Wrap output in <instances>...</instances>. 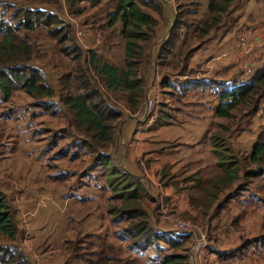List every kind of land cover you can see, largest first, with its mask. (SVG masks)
Wrapping results in <instances>:
<instances>
[{
	"label": "rangeland",
	"instance_id": "1",
	"mask_svg": "<svg viewBox=\"0 0 264 264\" xmlns=\"http://www.w3.org/2000/svg\"><path fill=\"white\" fill-rule=\"evenodd\" d=\"M161 1L162 15L150 12L159 22L155 37L157 45L164 41L173 25L176 5H180V12L187 13L196 10V2L202 4L199 15H184L187 24L204 18L206 0ZM111 2L112 0H103L100 6L95 7L81 3L79 11L77 10L75 14L65 9L63 0H57V5L44 4L39 7H48L58 12L63 22L70 24L73 38L83 52L94 49L104 53L108 46L112 45V62L120 64L122 40L115 27L112 29L108 27L109 14L113 10ZM237 2L235 13L239 10ZM21 3L16 0H0V12L2 17L5 16V21L8 22L10 14L20 6L27 8L37 5L36 2L33 4L25 2L23 5ZM75 30L85 34L83 39L76 38ZM192 33V29L180 28L182 38L187 41L183 52L199 42L201 44L209 36L214 35L219 38L224 31L218 28L203 38H195ZM33 35L35 38L32 43L35 49L32 65L40 68L47 76L48 82L55 86L58 76L68 70L72 63L61 55L56 41L49 39L41 26L36 28ZM101 36L107 39L101 42ZM174 61L165 69L163 66L157 67L163 75L171 78L170 82L177 84L185 80L209 79L203 68L185 67L181 70V66L176 60ZM244 76V80H248L252 75L244 74ZM169 93L171 94V91L163 90L164 99L161 102H164L165 110L174 117L176 123L185 116L210 114L206 110L207 107L213 109V105L207 103H204V107H196L195 99L180 100L177 94L175 98H171L166 95ZM257 101L254 108L251 106L242 111H234L232 120L217 118L212 123L210 137L219 134L224 139L222 143L231 149L230 158L239 163L240 172L238 179L229 188H224L220 192L209 184L217 176L223 175L220 168L215 169L211 179L205 177L209 180L202 181L199 187H189L195 203L202 205V214L195 213L196 215H190V218L187 214H176V207L172 203L166 202L165 198L159 199L160 189L157 186L149 187L141 177L147 198L144 197L140 204L150 212L152 224L161 226L165 224V227L170 224L169 221L160 223L152 215V212L163 202L172 212L171 214L191 222L204 232L206 240L210 241L209 239L214 235L212 232H205L206 215H203L209 212H203L206 210V203L214 199V195L217 194L211 208L214 212L217 211V203L229 194L237 199L240 196L254 199L256 197L264 207V173L260 175L245 173L257 171L259 168L264 170V159L257 163L249 161L253 145L264 142V94ZM59 112L56 106L43 104L21 90H15L7 102H3L0 96V192L11 206L19 231L16 242L22 244L28 256L27 264H88L89 262L94 264L93 262L99 260V251L106 246H110L109 255L120 262L119 264L124 262L125 264H159L163 252L150 251L137 254L129 250L128 242L116 237L118 231L127 226L128 222L114 221L116 212L110 211V208L116 209L122 202L112 197L114 192L105 178L104 168L94 162L93 155L88 153L81 144V139L68 127L66 113ZM119 167L123 169V166ZM204 188L210 191L209 195H204ZM237 199L235 205L241 206ZM225 211L226 213H222L211 227L229 220V208L227 207ZM262 231L264 232V223ZM7 241L0 235V243ZM190 244L189 240V248ZM169 252L170 250L165 247V253ZM190 259L188 264H193Z\"/></svg>",
	"mask_w": 264,
	"mask_h": 264
},
{
	"label": "trees",
	"instance_id": "2",
	"mask_svg": "<svg viewBox=\"0 0 264 264\" xmlns=\"http://www.w3.org/2000/svg\"><path fill=\"white\" fill-rule=\"evenodd\" d=\"M16 1H21V5L25 2L31 4L36 2L37 5L27 8L20 6L13 10L8 22L0 12L1 100L7 102L15 90H21L43 104L56 106L60 114L66 113L68 127L81 139L80 142L88 153L93 155L94 162L104 168L105 178L114 192L112 197L122 202L118 208H110V211L116 212L114 221L128 222L127 226L118 231L116 237L128 242L129 250L137 254L163 252L159 264H188L190 236L172 230L164 231L151 223L150 212L140 204L144 197L147 198L145 187L139 179L121 169L111 153L121 120L126 116L136 115L143 109L147 79L151 70L149 51L156 39L159 23L150 12L162 15V1L112 0L113 10L109 14L108 27L111 29L115 27L122 40L120 64L112 62V45H109L104 53L94 49L83 52L73 38L70 24H65L58 12L48 7H39L44 4L57 5V0ZM102 1L63 0L65 9L71 14L79 11L81 3L95 7L100 6ZM237 1L206 0L204 18L194 20L191 24H187L184 15H199L202 4L196 2V10L187 13L180 12V5H176L173 25L165 40L161 42L157 54L158 65H169L182 55L187 58L200 45L199 42L191 48L192 50L188 48L183 52L187 41L180 34L181 27L192 29L195 38L206 37L218 28L224 32L233 28L237 21L235 13ZM38 26L45 29L47 37L56 41L61 55L72 63L68 70L58 76L55 86L48 82L47 76L40 68L32 65L35 49L32 43L35 38L33 32ZM100 39L102 42L107 38L101 36ZM169 58L171 60L167 62ZM174 83L170 82V78L163 77L161 87L163 90L171 88L180 96L192 90L214 89L213 92L217 94L219 100L215 117L232 120L234 111H242L251 106L254 108L257 99L263 96L264 66L257 69L248 80L197 79ZM172 124L173 116L165 110L164 102L160 101L152 126ZM223 141L219 134L210 137L212 154L217 159L216 165L223 173L209 182L213 189L218 190L217 192L229 188L238 179L240 172L239 163L231 160L229 154L231 149L225 146ZM261 159H264V142L255 143L249 156L251 163H257ZM166 170L167 168H164L161 172L162 177L167 176ZM245 173L260 175L264 170L259 168L257 171ZM162 184L166 185L167 182ZM233 197L235 196L229 194L218 209ZM213 198L206 203L208 207L215 202L217 194ZM18 234L11 206L0 192V235L8 240L0 243V264H27L21 243L16 242ZM252 244L264 247V234L254 239L242 240L240 246L219 252L217 257L226 260L245 256ZM165 247L170 250L169 253H165ZM110 251V246L101 249L98 254L99 260L111 259ZM112 259L114 264L120 263L115 258Z\"/></svg>",
	"mask_w": 264,
	"mask_h": 264
},
{
	"label": "crops",
	"instance_id": "3",
	"mask_svg": "<svg viewBox=\"0 0 264 264\" xmlns=\"http://www.w3.org/2000/svg\"><path fill=\"white\" fill-rule=\"evenodd\" d=\"M237 5L239 10L238 14L236 13L235 26L219 38L214 35L207 37L187 58L184 55L179 57L176 61L181 66V70L184 66L201 67L207 74V78L211 80L242 81L245 78L243 73L246 67H250L255 72L264 66V0H238ZM254 29L257 31V36L252 37L249 33ZM160 46L161 44L157 45L154 41L149 51L151 70L147 79L146 94L148 92L150 95L157 94L162 101L164 94L161 80L169 76L163 75L157 69L160 66L157 62ZM170 60L171 58L167 62ZM166 67L168 65L165 64L163 68ZM166 89L168 92L171 91V94L166 95L171 98L176 97L177 92L171 88ZM177 98L195 99L194 106L204 107V103H207V105H213V109L207 107L206 110L210 114L185 116L178 123L173 117L172 125L160 127H153V123L148 124L144 120L142 109L140 113L126 116L121 120L118 137L115 139L111 153L115 163L123 166V170L133 176L143 177L149 187L157 186L160 189V198H165L166 202L172 203L176 207V214H187L190 218V215L202 214V205L195 203L189 187H199L202 181L208 179L205 177L211 179L215 169L219 168L210 143V130L213 121L217 119L215 110L219 100L212 90H192L183 96L177 95ZM164 168H167L165 172L167 176L162 177L161 172ZM179 176L181 178H178ZM160 182H167V184L162 186ZM205 190L206 188L203 190L204 195L207 196L208 192ZM226 198L217 203L216 213L213 209L211 210L214 203L205 207L206 210L203 213L209 212L203 214L206 215L205 232H212L214 236L209 239L210 241L206 240L205 249L199 257H194V262L191 257L189 258L190 262L193 264H264V247L257 244L250 245L246 255L239 258L220 260L217 257L219 252L233 250L240 246L242 240L254 239L264 234L262 231L264 207L260 199L233 197L226 201L221 209H218ZM235 199L242 205H235ZM227 207L230 214L229 220L211 227L222 213H226ZM170 225L165 227L164 224L160 227L164 231H173ZM21 248L23 249L22 244ZM206 249L208 250L205 253ZM25 256L28 257L26 253ZM105 259L93 263L114 264L112 257Z\"/></svg>",
	"mask_w": 264,
	"mask_h": 264
},
{
	"label": "built area",
	"instance_id": "4",
	"mask_svg": "<svg viewBox=\"0 0 264 264\" xmlns=\"http://www.w3.org/2000/svg\"><path fill=\"white\" fill-rule=\"evenodd\" d=\"M252 37L257 36L256 29L252 30L249 33ZM75 35L78 40L83 39L85 34L81 31L75 30ZM253 69L250 67H246L244 69L243 74H249L253 75ZM160 98L156 95H150L149 92L145 96L144 101V107H143V113H144V120L148 124H152L154 119L156 118L158 106H159ZM162 200V198H159ZM167 208V205H164L163 202H161V205L158 206V208L154 212L155 218L158 219L160 223L169 221L173 231L179 234H189L191 238V244H190V257L194 260V257L200 256V253L203 251L206 245V235L204 232H201L196 226H194L191 222L182 220L178 216H175L171 214ZM157 228L161 229L160 226L156 224Z\"/></svg>",
	"mask_w": 264,
	"mask_h": 264
},
{
	"label": "water",
	"instance_id": "5",
	"mask_svg": "<svg viewBox=\"0 0 264 264\" xmlns=\"http://www.w3.org/2000/svg\"><path fill=\"white\" fill-rule=\"evenodd\" d=\"M173 22H174V20H173ZM137 179H139V180H141L142 178L141 177H138V176H135ZM154 212H155V210L152 212V215H154ZM187 237H189L190 235L189 234H185Z\"/></svg>",
	"mask_w": 264,
	"mask_h": 264
}]
</instances>
